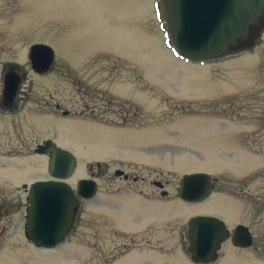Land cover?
<instances>
[{
	"label": "rangeland",
	"instance_id": "rangeland-1",
	"mask_svg": "<svg viewBox=\"0 0 264 264\" xmlns=\"http://www.w3.org/2000/svg\"><path fill=\"white\" fill-rule=\"evenodd\" d=\"M0 4H17V21L23 24L22 31L17 28L21 34L14 31L10 9L5 29L21 41L3 45L0 53V85L3 63H14L26 102L15 120L20 147L29 151L0 157L4 243L20 245V264H192L188 221L236 216L224 201L226 181L233 200L243 189L264 202V18L244 42L201 64L177 56L165 0ZM40 43L54 51L44 75L31 70L27 57L30 46ZM112 96L121 103L107 106ZM124 102L125 125L111 114ZM0 119L8 130L11 117ZM44 139L75 156L76 170L68 180L73 189L81 179L92 177L98 184L94 199L79 201L64 241L51 249H37L26 237L28 202L22 188L47 177L45 158L32 154ZM195 173L210 175L215 187L204 202L187 204L176 189L182 176ZM152 180L167 196L159 195ZM150 226L163 237V249L127 252L123 244L132 235H146ZM259 244L264 250V239ZM248 252L239 259L228 252L214 264H264V252L260 261Z\"/></svg>",
	"mask_w": 264,
	"mask_h": 264
},
{
	"label": "water",
	"instance_id": "water-1",
	"mask_svg": "<svg viewBox=\"0 0 264 264\" xmlns=\"http://www.w3.org/2000/svg\"><path fill=\"white\" fill-rule=\"evenodd\" d=\"M166 22L176 52L189 61H206L224 55L230 47L248 37L250 27L258 26L264 14V0H165ZM31 69L46 74L54 63V51L45 44H33L28 51ZM4 98L13 100L20 78L12 73L5 76ZM49 152L47 172L50 180L38 181L28 189L25 234L37 248L58 246L71 228L78 198L91 200L97 192L93 179H81L76 191L68 184L76 170L77 160L67 150L51 140L37 146L39 155ZM122 176V171H116ZM127 176H124L126 179ZM215 180L204 173L181 177L177 197L189 204L205 201L212 193ZM162 189V185H158ZM166 194V193H163ZM188 248L194 264H210L226 240V227L215 217L197 216L188 221ZM251 244L248 241L244 246Z\"/></svg>",
	"mask_w": 264,
	"mask_h": 264
},
{
	"label": "flooded vegetation",
	"instance_id": "flooded-vegetation-1",
	"mask_svg": "<svg viewBox=\"0 0 264 264\" xmlns=\"http://www.w3.org/2000/svg\"><path fill=\"white\" fill-rule=\"evenodd\" d=\"M10 9H12V13L14 12L13 14H11V16L14 15V19H15L14 25L16 29H14V31L15 32L18 31L17 28H20L21 31L23 30V26H22L23 24H20L17 21L18 16L20 14V9L18 5L14 4L12 5V7L10 6L5 7L3 4H0V28H1L0 46H2L0 47V50L2 51L0 53H3V50H4L3 45L21 41L20 37L8 35V32L5 29V23L7 20H9L8 14H10ZM263 18H264V14L258 20V26L251 27L249 29V35H250L251 30L254 31L259 28L261 24V20ZM3 29H5V31ZM19 33L21 34V32ZM241 42H244V41H241ZM2 73H3V76H2V80H1L2 82L0 85V115H1L0 117L2 116L11 117V119H9V122H7V125L9 127L8 130L5 129V125H2V122H5V121L0 119V123L2 125V128L0 130V157L6 156L8 159H11L12 156H17L16 151H29L26 148L20 147V142L18 141V134L16 133L17 131L20 130V123L19 121L15 120V119H18L15 116L19 112H21L22 109H24L25 107L24 104L26 102L22 100L23 96L21 95V92H20L21 84L19 85V89L16 92L12 101L7 102V100L4 98V88H5L4 81H5L6 74L12 73V74L18 75L21 80V75H20L17 65H15L12 62H4ZM107 103H108L107 106L110 107L112 106V104L114 105L117 103H121V101L113 99V96H112L111 99H107ZM116 107H120L119 111L118 112L115 111L114 113H111V114H114L115 116H117V118L119 117L117 119L118 124L125 125V123L128 122L127 112H126L128 105L126 102H124L123 104L116 105ZM114 109L115 108H113L112 110ZM63 116H68V113L67 112L63 113ZM259 117L262 118V116H259ZM6 135L8 136V139H6L7 141L4 140L6 138ZM9 137H15V138H13L12 141H10L11 139ZM48 140L50 139H44L40 143H36L34 148L32 149L33 155L44 157L46 160V165H45L44 170H45V174L47 175V177L40 179V181L50 180V177L47 173V161H48L49 152L51 151V149L50 148L46 149L45 150L46 152L44 155L37 154L35 150L37 146L44 145ZM1 162L2 164H4V161H1ZM122 176L124 177L125 175L123 174ZM125 180L128 181L129 180L128 177ZM137 181L142 183V181H139L138 179H133V182H137ZM215 183H214V187H215ZM248 183L249 181L247 182L246 180H244V182L242 183V187L247 188L249 186ZM30 184H28V187L30 186ZM160 184L161 183H159L156 180H152L150 182L151 186L163 191L162 189L158 187V185ZM26 185L27 184H23L22 188L28 198V192H27L28 187ZM240 191L242 192V196H238V198L235 196V199L237 200H233L230 197V189L228 187V182L226 181L225 186H224V195H225L224 201H226L228 208H231V211L235 213L236 216L235 217H231V216L223 217L221 219L224 222L225 227H226V240L221 244V247L217 253V260L214 263L218 262L219 259L225 258L226 253L228 252L232 254L231 256H234V257L236 256L239 259V258H244L245 256L249 255L248 251L251 249L252 259H257V260H259L257 256L259 257V255L262 252H264V250L260 248V244H259L261 239H264V238H261L262 236H264V217H262V208H264V202L263 201L261 202L259 197H254V196L252 197V195H250L249 193H245L243 189ZM97 192H98V184H97ZM146 195L148 196V194ZM159 198L160 197H158L155 200L159 201L160 200ZM78 201H80V199ZM5 215H6L5 203L3 200L0 199V264H20V260L19 258H17V256L19 255V251L21 250L20 245L4 243L5 238L8 235L6 234V229L4 227ZM143 234H146V235H142L141 233L132 235L129 238L130 243L123 244L126 247L125 250L127 252H131V251L159 252L163 249L164 239L162 236L159 235V231L156 227L150 228L149 233L148 231H145V233ZM248 241H250L251 244L249 246H244ZM30 245L34 246L33 244H30ZM37 249H40V248H37Z\"/></svg>",
	"mask_w": 264,
	"mask_h": 264
}]
</instances>
